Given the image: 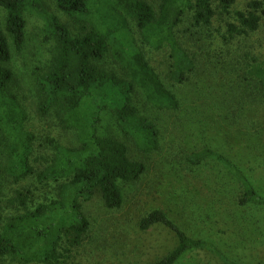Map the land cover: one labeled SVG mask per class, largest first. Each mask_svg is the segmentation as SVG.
<instances>
[{"label": "trees", "instance_id": "trees-1", "mask_svg": "<svg viewBox=\"0 0 264 264\" xmlns=\"http://www.w3.org/2000/svg\"><path fill=\"white\" fill-rule=\"evenodd\" d=\"M43 1L0 0V138L7 151L5 174L20 186L10 200L18 211L0 224V259L73 264L92 229L83 202L99 197L107 209H121L125 188L149 172L147 156L165 148L167 128L153 112L181 113L176 123L186 121L179 128L202 131L205 118L199 113L209 109L228 128L260 124L252 134L263 137L264 0H251L245 8H239L240 0H54L61 13L81 25L77 33ZM29 9L45 23L44 40L54 43L36 82L39 114L54 118L76 140L67 146L48 134L46 153L39 156L35 125L11 89L15 73L9 66L25 47ZM192 27L215 42L220 78L200 82L196 59L183 42ZM147 47L168 52L164 71L147 58ZM179 88H190L188 112ZM108 115L126 140L102 130ZM200 140L190 165L220 166L242 185L240 206L264 207V194L245 161L233 158L232 149L225 151L230 141L216 140L217 148L205 136ZM254 141L250 151L264 149ZM51 184L52 196L37 201ZM158 225L175 236L176 245L148 264H179L195 251L223 264H243L215 242L190 236L163 209H153L139 223L143 231Z\"/></svg>", "mask_w": 264, "mask_h": 264}, {"label": "rangeland", "instance_id": "rangeland-1", "mask_svg": "<svg viewBox=\"0 0 264 264\" xmlns=\"http://www.w3.org/2000/svg\"><path fill=\"white\" fill-rule=\"evenodd\" d=\"M250 1L240 0L239 8H245ZM43 4L49 13L58 17L63 24H68L75 33L81 31V25L61 13L54 0H44ZM26 20L25 47L21 53H14L9 65L15 73L11 89L21 99L31 123L35 125L39 156L46 153L43 146L48 134L67 146L75 144L76 140L74 134L62 131L54 118L39 114L36 82L46 70L54 43L44 40L45 23L33 10L26 12ZM196 32L192 27L183 42L196 59L200 82H210L221 77L220 73L217 74V62L213 59L215 42L206 41L208 34ZM144 49L152 65L160 72L164 71L169 61L168 52L153 51L148 47ZM189 90L179 88L176 91L184 101L187 112L189 101L185 93ZM144 110L148 111L150 107ZM155 113L152 116L162 119L163 126L167 128L164 133L165 148L160 153L147 156L149 172L138 183L125 188L126 201L121 209H107L99 197L83 202L92 229L73 264H148L168 254L176 245V238L168 229L158 225L143 231L139 226L142 218L157 208L165 210L190 236L215 242L230 259L243 264L264 263V207L240 206L243 187L220 166L207 163L197 167L188 161L189 156L201 148L200 138L205 136L207 142L217 148L220 145L216 140L227 139L230 147L225 151L232 149L230 155L233 158L245 161L254 183L264 194V149L250 151L251 139L264 143V133L263 137L252 134L258 132L260 124L256 129L249 128V125L228 128L219 123L212 115L214 112L208 109L199 113H203L205 118L204 130L200 128V131H196L179 128L186 121L176 123L181 113ZM102 130L126 140L109 115ZM203 132L204 136L201 137ZM6 154L0 138V224L18 211L10 200H13L15 190L20 188L13 185L5 174ZM53 189L54 184L44 187L37 201L52 196L50 191ZM34 206L33 203L29 204L31 209ZM0 264H20V261L0 259ZM179 264L223 263L206 252L195 251L187 254Z\"/></svg>", "mask_w": 264, "mask_h": 264}]
</instances>
